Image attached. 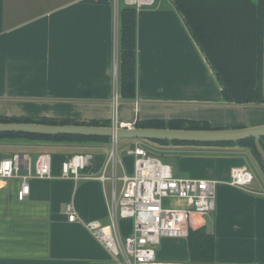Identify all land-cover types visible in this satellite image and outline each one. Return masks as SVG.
Returning a JSON list of instances; mask_svg holds the SVG:
<instances>
[{
    "label": "crops",
    "instance_id": "obj_1",
    "mask_svg": "<svg viewBox=\"0 0 264 264\" xmlns=\"http://www.w3.org/2000/svg\"><path fill=\"white\" fill-rule=\"evenodd\" d=\"M114 18L112 0H0V118L113 122L112 69L120 31L119 18ZM135 51V95L117 103L118 124L264 125V105L223 102L221 82L172 3L136 12ZM2 145L18 150L0 152V158L19 154L33 161L50 154L53 178L30 180L23 201L16 197L17 179L0 181V264H116L82 224L110 223L114 184L99 178L112 174L111 165L105 168L110 142L90 145L93 160L78 180L60 178V163L77 153L74 145ZM182 148L172 152L196 151ZM202 148L204 157H175V177L217 181L214 211L194 217L192 230L204 228L213 235L211 264H264V176L255 156L240 146ZM118 160L116 177L130 174L122 163L131 164L132 158L119 154ZM193 162L207 169L204 174L196 173ZM242 167L253 174L251 185L246 190L226 185L230 171ZM114 187L119 190L121 182ZM67 205L78 221H68ZM130 226L119 221L124 235ZM160 245L164 251L157 254L159 260L189 261L186 240L164 239Z\"/></svg>",
    "mask_w": 264,
    "mask_h": 264
},
{
    "label": "built area",
    "instance_id": "obj_2",
    "mask_svg": "<svg viewBox=\"0 0 264 264\" xmlns=\"http://www.w3.org/2000/svg\"><path fill=\"white\" fill-rule=\"evenodd\" d=\"M112 5L114 19L117 21L122 7L138 12L154 9L159 3L157 0H112ZM117 57L118 51L115 49L112 69L115 87L112 102L115 107L119 100ZM110 145L105 168L111 165L112 174L110 177L104 174L99 177L102 180L109 179L114 184L109 206L110 223L102 225L99 221L91 220L82 223L84 228L116 264H200L161 261L157 257L156 248L164 239L186 240L193 227L192 219L204 218L214 211L217 181L175 177L170 166L137 144L125 151V155L133 160V171L116 177L117 167L121 166L118 160V140L112 138ZM92 160L90 153H76L67 157L60 163V178L81 179L83 171ZM52 178L50 154H39L33 161L27 156L21 158L19 154L0 158V181L17 179L20 182L16 193L18 201H23L29 195L30 180ZM118 180L121 182L119 190L114 187ZM253 180V174L247 168H235L230 171L226 185L246 190ZM65 214L69 222L78 221L68 205ZM119 221L131 223L128 234L121 233Z\"/></svg>",
    "mask_w": 264,
    "mask_h": 264
},
{
    "label": "trees",
    "instance_id": "obj_3",
    "mask_svg": "<svg viewBox=\"0 0 264 264\" xmlns=\"http://www.w3.org/2000/svg\"><path fill=\"white\" fill-rule=\"evenodd\" d=\"M175 10L181 16L191 37L200 50L205 54L217 78L222 84L223 102L228 104L264 105V98L255 81L256 57L260 53L262 43V31L264 25V0H171ZM119 57H118V96L119 101H132L135 95L136 72V12L132 8L122 7L119 11ZM223 42L224 51L227 48L247 47L250 45L252 58L241 59L248 65L242 66L236 76L231 77L226 69V62L221 59L217 49V39ZM223 51V52H224ZM225 53V52H224ZM251 58V59H250ZM250 59V60H249ZM245 60V61H243ZM0 122H31L29 119L0 118ZM42 124H73L74 121L56 122L40 119ZM90 125L108 126V122L90 121ZM171 129L187 128L210 129L207 123L189 121H168ZM141 128H164L165 122L148 121ZM23 138L27 140L49 141L55 143H101L110 142L106 137H81V136H55L45 137L23 134H0V139ZM154 144L166 146H210L230 147L240 146L248 148L257 160V164L264 176V164L261 162L252 140H245L237 144H193L183 142L152 141ZM264 147V139H261ZM187 241L189 263L211 264L214 262V237L204 228L190 230Z\"/></svg>",
    "mask_w": 264,
    "mask_h": 264
},
{
    "label": "water",
    "instance_id": "obj_4",
    "mask_svg": "<svg viewBox=\"0 0 264 264\" xmlns=\"http://www.w3.org/2000/svg\"><path fill=\"white\" fill-rule=\"evenodd\" d=\"M119 102V100H118ZM116 109L113 107L112 121L108 126L90 125L87 120L75 121L73 124H42L40 119H29L31 122H0V134H23L45 137L55 136H81V137H106L121 141H165L183 142L193 144H237L245 140H252L255 150L264 164V147L261 139H264V125L224 128V129H196L187 128L171 129L165 122L164 128H141L136 123L120 125L116 121ZM9 119V118H8ZM19 119V118H16ZM42 142L49 141L27 140L23 138H3L0 143L11 142ZM22 155H20L21 157Z\"/></svg>",
    "mask_w": 264,
    "mask_h": 264
},
{
    "label": "rangeland",
    "instance_id": "obj_5",
    "mask_svg": "<svg viewBox=\"0 0 264 264\" xmlns=\"http://www.w3.org/2000/svg\"><path fill=\"white\" fill-rule=\"evenodd\" d=\"M254 1L256 2L257 0H254ZM157 2L161 5H164V6L172 3L171 0H157ZM216 45H217L218 51H220L221 59H223L226 62V64H225L226 69H227L228 73L231 75V77L236 76V74L240 71V68L242 66L246 67L248 65V63L250 62V61H248L247 63L242 62L241 66L239 67V63H240V61H242L241 59H246V58L248 59V56L252 55L251 48H253V47H251L250 45H248L245 48H243V47H237V48H232V49L227 48V51H224L223 50L224 49L223 42L220 41V38L217 39ZM260 45H261L260 46V53H259V55H257L256 62L254 63V66L256 67V74H257L256 76H258V78L257 77L255 78V81H257V79H258V85H259L260 90H261V96L264 98V25H263V31H262V43ZM251 58H252V56H251ZM243 61H245V60H243ZM132 143H133L132 141L118 142L119 154L125 155V151L128 148H130L131 145H134ZM134 143L141 146V147L146 148L148 151L151 152V154L153 153L155 156L162 158L161 160L164 163L170 164L174 176H178L177 172L179 170V162L176 160L175 157H177V158L183 157V155H185V157L188 155L189 156L200 155V156L204 157L205 154L200 153L199 151L204 149L202 147H210V146H191V145L180 146L181 148L185 147L189 150L190 149L196 150L192 153H190V152L189 153H182V152H172V151H180V150H174L176 148L179 149L180 147L176 146V145H172V144L162 146V145L154 144L152 141H140V140H136V141H134ZM2 144L3 143H0V152L9 153V152H17V150H18V149L12 148V147H7V146L2 145ZM69 145H74L75 146L74 148L76 149L77 153H88V152H90L89 148L91 147L90 145H92V143H78V144H69ZM96 145H99V144H96ZM182 149H184V148H182ZM24 151L26 152V150H24ZM27 152H29V151H27ZM165 156H169V158L165 157ZM170 157H173V158L170 159ZM212 159H214V157H212ZM122 164L124 165V167H126L125 171H127V172L133 171V160H131V164H130V162H128V163L123 162ZM191 164L194 165L193 168L196 171V173H198L202 170V172L199 175L204 174L203 173L204 170H207L206 168H204L200 165H197L198 163L193 162ZM179 176L188 178L189 175L183 174V175H179ZM193 219L191 221V225L195 226L196 221H193ZM126 230L127 229L124 228L123 232L127 233ZM156 250H157V254H159V252H161V251H164V249L161 245L157 246ZM177 262H179V261L177 260Z\"/></svg>",
    "mask_w": 264,
    "mask_h": 264
}]
</instances>
